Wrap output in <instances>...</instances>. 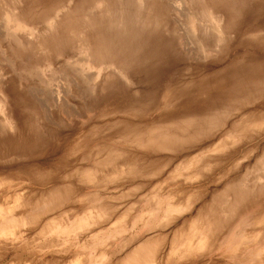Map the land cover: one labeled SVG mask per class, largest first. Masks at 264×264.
Returning a JSON list of instances; mask_svg holds the SVG:
<instances>
[{
  "label": "rangeland",
  "instance_id": "374dc122",
  "mask_svg": "<svg viewBox=\"0 0 264 264\" xmlns=\"http://www.w3.org/2000/svg\"><path fill=\"white\" fill-rule=\"evenodd\" d=\"M151 191L150 264H264V0H0V264H82Z\"/></svg>",
  "mask_w": 264,
  "mask_h": 264
},
{
  "label": "crops",
  "instance_id": "0c3cea01",
  "mask_svg": "<svg viewBox=\"0 0 264 264\" xmlns=\"http://www.w3.org/2000/svg\"><path fill=\"white\" fill-rule=\"evenodd\" d=\"M167 195L168 194L165 193L164 197V195L160 194L159 192L151 191L149 194L144 196V198L147 199L145 208L141 209L138 215H129L125 219H122L118 215L117 209L116 212L114 210L111 216H108L109 218L107 217L106 220H99L100 218L97 219L96 217L86 218L85 220H95L96 224L105 222V224L109 226H107V230L105 231V233H107L106 237L104 236L100 238L102 244L94 245L95 248L100 249L95 250L93 253H87L85 255V260L83 263L110 264L113 258H118L119 249L125 246L128 247L130 245L128 250H126V253L124 254V256L126 257V264H132L131 262L134 261L136 257L138 259H142L141 264H150V260H147L146 258L147 256L149 258V254L151 256L152 246L158 240L154 239L151 235H149V233H154L153 230L155 229V227L159 226L162 221L173 220V217L176 215L175 213L181 212V207L177 208V210L169 209V205H176L180 201L176 200L175 196L172 193L168 196ZM160 207H162L160 213L156 214V208ZM119 220L123 221L120 222ZM141 225L142 227L138 228L142 229V231L137 232V230L139 229L136 226ZM120 226H122L121 233ZM124 232H126V234H123ZM140 233L143 234L139 235ZM114 246L116 247L117 251L112 249ZM156 247V249H158L159 245H156ZM76 257L78 256H75L74 258ZM74 258H72V260H70L68 264H71V261H73Z\"/></svg>",
  "mask_w": 264,
  "mask_h": 264
}]
</instances>
